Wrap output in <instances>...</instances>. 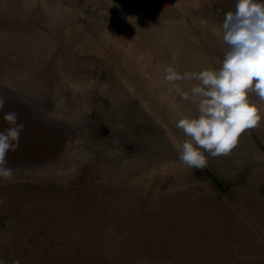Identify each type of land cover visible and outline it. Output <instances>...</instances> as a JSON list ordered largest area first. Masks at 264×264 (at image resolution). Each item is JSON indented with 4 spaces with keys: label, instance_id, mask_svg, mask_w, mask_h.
I'll return each instance as SVG.
<instances>
[{
    "label": "rangeland",
    "instance_id": "obj_1",
    "mask_svg": "<svg viewBox=\"0 0 264 264\" xmlns=\"http://www.w3.org/2000/svg\"><path fill=\"white\" fill-rule=\"evenodd\" d=\"M235 0H0V261L264 264L262 119L227 155L179 160L195 114L165 82L218 68ZM175 57V60H173ZM195 81H183L189 89Z\"/></svg>",
    "mask_w": 264,
    "mask_h": 264
},
{
    "label": "clouds",
    "instance_id": "obj_2",
    "mask_svg": "<svg viewBox=\"0 0 264 264\" xmlns=\"http://www.w3.org/2000/svg\"><path fill=\"white\" fill-rule=\"evenodd\" d=\"M221 28L227 50L218 68L183 73L172 65L165 69L169 91L195 106V114L185 115L175 125L188 138L181 145L179 160L192 168L206 166L205 153L213 157L229 154L240 135L262 119L249 94L264 100V0H235L234 10L224 14ZM183 81L195 83L184 90ZM5 102L0 97V110ZM3 119L8 127L0 131V179L10 181L15 173L8 166L7 155L19 147L24 125L15 111L5 113Z\"/></svg>",
    "mask_w": 264,
    "mask_h": 264
}]
</instances>
